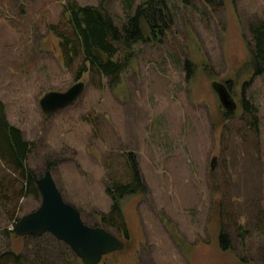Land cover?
<instances>
[{"label": "rangeland", "instance_id": "1", "mask_svg": "<svg viewBox=\"0 0 264 264\" xmlns=\"http://www.w3.org/2000/svg\"><path fill=\"white\" fill-rule=\"evenodd\" d=\"M67 1L0 0V101L7 121L31 143L26 166L36 177L48 170L88 225L109 209V179H126L123 154L135 155L145 191L120 200L128 238L97 264H264V75H252L247 30L264 18V0H222L214 9L200 0H165L169 26L159 41L131 47L116 82L85 72L77 79L81 94L43 115L41 94L76 81L47 31L48 24L65 26ZM74 1L98 7L117 25L140 2ZM212 81L235 104L226 119ZM242 96L256 108L255 128ZM12 176L16 190L20 181ZM36 193L9 192L11 202H0V250L33 244L9 230L38 206ZM220 221L226 250L216 243ZM44 243L48 253L55 249L50 237Z\"/></svg>", "mask_w": 264, "mask_h": 264}, {"label": "trees", "instance_id": "2", "mask_svg": "<svg viewBox=\"0 0 264 264\" xmlns=\"http://www.w3.org/2000/svg\"><path fill=\"white\" fill-rule=\"evenodd\" d=\"M179 1L187 5L192 0ZM200 1L210 9L222 4V0ZM131 8V3H129L126 10L129 12ZM62 11L65 14L66 27L48 24L47 31L57 39L62 65L66 69L72 70L71 73L76 80L86 72L93 79L100 80L101 77H105L111 82H116L127 66L128 51L131 47L146 39L159 41L165 27H168L171 21L165 0H140L134 8L133 14L125 15L124 21L120 25L114 23L113 19L98 7L79 5L74 0L65 2ZM247 30L249 33V64L252 75H264V18L249 22ZM121 51H124V54L119 57ZM240 105L243 112L250 115V124L255 128V106L243 96ZM222 115L226 119L230 113L225 111ZM31 150V143L22 137L21 131L16 126L7 121L4 105L0 101L1 205L6 206L11 202L10 196H8L9 192L10 194L14 193L16 198L24 194L37 196L34 185L36 176L25 164L26 156ZM123 160L126 179H109L105 187V192L111 200L109 209L105 213L98 214L96 223L91 225L102 227L106 225L114 228L123 238L124 243V240L128 238V229L120 209V200L125 195L144 193L145 187L135 155L125 152ZM13 174L16 175V180L18 177L20 181L19 188L16 190L15 183L17 181L12 176ZM217 210L222 221L220 206H217ZM221 221L217 226L216 243L220 250H226L228 235ZM9 232L13 233L12 230ZM243 232L242 227L238 226L237 235L240 237ZM20 237L32 239L33 244L18 251L10 248L0 250V264H51L53 262L54 264H81L66 244L53 239L48 233ZM46 237H50L55 242V249L51 253H48V247L44 243Z\"/></svg>", "mask_w": 264, "mask_h": 264}, {"label": "water", "instance_id": "3", "mask_svg": "<svg viewBox=\"0 0 264 264\" xmlns=\"http://www.w3.org/2000/svg\"><path fill=\"white\" fill-rule=\"evenodd\" d=\"M83 87V83L76 80L63 91L43 92L38 99L40 111L48 115L70 105L81 94ZM210 87L226 111L235 107L222 83L212 81ZM34 185L40 198L39 204L13 223L15 236L51 234L66 244L81 264H97L102 256L123 248V241L104 227L81 221L77 209L62 199L48 170L35 178Z\"/></svg>", "mask_w": 264, "mask_h": 264}]
</instances>
